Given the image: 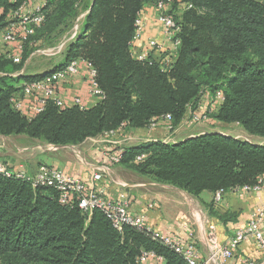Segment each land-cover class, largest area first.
Listing matches in <instances>:
<instances>
[{
  "label": "trees",
  "instance_id": "obj_1",
  "mask_svg": "<svg viewBox=\"0 0 264 264\" xmlns=\"http://www.w3.org/2000/svg\"><path fill=\"white\" fill-rule=\"evenodd\" d=\"M20 1L0 0V30ZM158 1L169 3L179 26L180 44L166 71L154 60L135 59L130 47L138 14ZM83 12V28L67 43L61 65L87 61L104 97L88 108L49 100L27 117L10 99L43 75L21 72L24 53L19 64L0 57V136L77 145L122 124L145 128L165 114L175 128L203 91L221 90L224 100L212 117L264 137V0H46L43 22L30 39L52 40ZM117 165L198 196L254 185L264 175V143L207 131L180 143L125 146ZM142 250L161 255L164 264H187L146 228L118 231L100 209L87 216L77 204L60 202L55 188L0 173V264H136Z\"/></svg>",
  "mask_w": 264,
  "mask_h": 264
},
{
  "label": "built area",
  "instance_id": "obj_2",
  "mask_svg": "<svg viewBox=\"0 0 264 264\" xmlns=\"http://www.w3.org/2000/svg\"><path fill=\"white\" fill-rule=\"evenodd\" d=\"M45 3L46 0H21L15 8L10 10L6 24L0 30V57L8 58L16 64L21 63L26 44L31 43L30 37L43 22V7ZM168 4L162 1L153 4L156 10L154 19L158 24L164 42L151 37L143 40L146 24L141 11L135 20V32L130 46L132 56L135 59L139 61L154 60L158 62L163 71H166L174 62L180 44L179 39L176 38L179 26L168 12ZM84 14L85 12L76 18L67 36L52 49V54H62L67 43L76 37ZM140 43L141 46L138 49V44ZM81 62L87 68L85 80L88 94L96 99V102L101 100L104 97V93L95 80L94 68L85 60L74 59L60 69H54L37 79L24 82L21 92L14 94L10 99L12 107L21 114L31 117L43 111L49 100H52L59 107L64 106L65 104L59 95L60 85L66 83L70 77L79 72V64ZM23 71L24 66L21 72ZM203 96H207L206 101L202 100ZM223 100L224 96L221 90H217L213 94L203 91L196 107L194 109L188 108L189 118L194 124L210 123L212 114L222 104ZM73 105L84 108L79 97L73 98ZM159 125L164 126L167 132H172L175 129L171 124L170 114L151 119L146 128L153 129ZM123 126L122 124L118 129L103 133L105 136L104 140L115 147L107 156V166H99L90 174V185L84 180L67 175L61 169L48 164H42L34 174H29L22 166H11L0 162V173L8 177L13 175L16 178L25 179L34 187L49 186L55 188L58 191L60 202L70 206L77 204L87 216L91 214L93 209H100L118 231H121L124 226L146 228L152 232L154 238L161 239L165 245L178 253L187 264H213L219 259L225 261L232 257L235 248L249 238H252L257 248L264 250V205L254 207L250 211L245 225L237 229L227 239L226 243L219 244L216 236L213 233H209V255L207 258L202 259L199 248L193 240H185L171 234L159 233L147 226L145 214L143 212H131L129 201L123 194L114 200L105 198L104 190L95 184L104 177L108 178V181L112 183L115 182L111 167L117 165L124 151V147L119 145L115 136L121 132L120 130L124 128ZM142 157L143 155L138 156L137 160ZM263 189L264 175L259 176L254 185L236 186L227 191L219 189L214 192L213 200L215 203H219L228 191L252 194ZM136 264H164V258L153 251L142 250L136 258Z\"/></svg>",
  "mask_w": 264,
  "mask_h": 264
},
{
  "label": "crops",
  "instance_id": "obj_3",
  "mask_svg": "<svg viewBox=\"0 0 264 264\" xmlns=\"http://www.w3.org/2000/svg\"><path fill=\"white\" fill-rule=\"evenodd\" d=\"M142 14L146 24L143 40L151 37L164 42L154 19L156 14L154 5L146 4ZM141 43L138 44V49ZM86 72V65L81 62L79 72L60 85L59 95L66 106L73 105L74 97H79L85 108L96 104V99L87 92ZM202 100L206 101L207 96H203ZM213 119L212 117V121L207 124H194L187 111L172 132H167L162 125L153 129L122 128L115 138L123 147L156 140L169 144L180 143L197 134L217 130L221 125L227 124L220 121L215 122ZM104 137V134L88 137L80 144L71 146L47 145L41 149L40 153L45 155L43 157L33 155L32 158L25 160L20 156L17 158V155L7 164L22 166L29 174H34L42 164H48L90 185V174L99 166H107V156L115 147L106 142ZM246 140L251 142L253 139ZM111 171L116 179L114 183L104 177L95 184L104 190L105 198L114 200L123 194L129 201L131 212L145 214L147 226L159 233L193 240L199 248L202 259L209 255V233L216 236L219 244L226 243L237 229L245 225L250 211L256 206L264 205V189L252 194L228 191L210 211L208 205L212 202L214 193L204 191L198 196H193L173 185L153 181L121 165L112 166ZM249 263L264 264V250L257 248L252 238L245 240L235 248L231 258L225 261L219 259L213 264Z\"/></svg>",
  "mask_w": 264,
  "mask_h": 264
},
{
  "label": "rangeland",
  "instance_id": "obj_4",
  "mask_svg": "<svg viewBox=\"0 0 264 264\" xmlns=\"http://www.w3.org/2000/svg\"><path fill=\"white\" fill-rule=\"evenodd\" d=\"M83 22L79 24V30H82ZM69 30L61 32L57 37H53L52 40L46 39H30L31 43L26 44L24 48V54H26L27 59L24 61V70L30 75H43L47 72L54 70L55 67L62 66L63 54H52L53 48L56 46L65 36H67ZM63 67V66H62ZM213 121L218 122L217 119ZM212 132H222L220 134L228 135L234 138L246 140H251L252 143L262 144L264 143V137L259 135H252L248 133L240 124L236 122H228L226 125H221L217 130H212ZM256 141V142H253ZM23 144L27 147L23 155H20L21 159L32 158L33 155L38 157L45 156L44 153H40L41 149L45 148L47 145L44 142L36 140H22L21 138H14L9 136H0V157H11L16 158L17 155L14 153L16 151L22 150L21 145ZM71 146V145H68ZM18 147V148H16ZM24 147V146H23ZM19 158V154L18 157ZM114 180L115 177H114Z\"/></svg>",
  "mask_w": 264,
  "mask_h": 264
}]
</instances>
